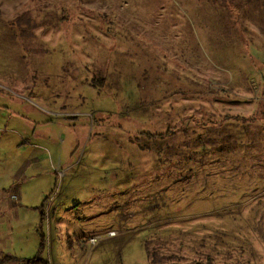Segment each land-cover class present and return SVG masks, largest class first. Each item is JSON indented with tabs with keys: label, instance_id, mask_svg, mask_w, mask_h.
<instances>
[{
	"label": "rangeland",
	"instance_id": "rangeland-1",
	"mask_svg": "<svg viewBox=\"0 0 264 264\" xmlns=\"http://www.w3.org/2000/svg\"><path fill=\"white\" fill-rule=\"evenodd\" d=\"M234 1L225 21L221 2L0 0V259L34 256L41 226L51 264H152L147 244L169 264H264V170L250 151L187 155L185 178L160 153L169 135L142 133L166 130L158 110L175 108L191 153L207 147V118L264 100V0ZM197 94L207 115L184 119Z\"/></svg>",
	"mask_w": 264,
	"mask_h": 264
},
{
	"label": "trees",
	"instance_id": "trees-1",
	"mask_svg": "<svg viewBox=\"0 0 264 264\" xmlns=\"http://www.w3.org/2000/svg\"><path fill=\"white\" fill-rule=\"evenodd\" d=\"M199 1H201L204 6L208 5L209 2H212L213 5H216L218 2H221L224 6H226L224 10L221 12V15L224 17L223 20L225 21L228 20L225 18L228 15H231L228 12H226V10L231 9V8L235 9V6H236L234 0H199ZM236 14L238 16L241 14V12L237 11ZM205 78L206 77L201 76V84L204 83ZM105 80H106L105 76H98L97 74L93 76V83H95V85L103 86L105 84ZM209 80L210 79H208V81ZM138 84L140 87V83ZM219 92L220 91H218L217 92L218 94H216L215 96L222 99L223 101H228L231 99L232 101H235L238 98L237 96L234 98V97H231L230 94L226 95V94H221ZM181 93L184 94L185 92L182 91ZM198 96H201V95H198V94L195 96L192 95V97H189L191 102L186 103V104L184 103L182 105L183 113L181 115L183 116L184 119L188 117H194V115L197 114L198 112H201L200 113L201 117H204L205 115H207V110L204 106L205 105L204 100L202 101V103H197V104L194 103L196 102V99L200 98ZM209 97H213V96H209ZM209 97L205 96L207 100L213 101L215 99V98L211 99ZM157 99L158 97L154 98L153 108L158 109L159 107L157 105ZM250 100L251 101L254 100L255 102H257L258 98H255V99L251 98ZM259 103L260 104L258 105L256 110L252 114H249V115L245 113L240 114V112H237V113H226V115L221 118H215V119L212 117L207 118L209 119V122H211V126L207 125V127H203L204 129L203 131L200 132V136L197 139L198 142L196 143L197 145H200L201 141H203L202 146H207V147H202V149H193L191 153L188 151L187 148H191L192 144L189 145V143L187 142H188V137L190 134L189 131L190 129H192V127L189 125L180 126L179 120L178 121L175 120L176 118L175 117L176 112H174L175 108H172V110H169V111H167L166 109L158 110L160 113H162L161 116L160 115L159 116L162 117L163 122L165 119H168L167 121L170 120V124L166 130L164 131H149L148 130V131H142V133L147 134L150 138H154L155 142L162 141V140L164 141V139L169 135L170 140L168 142L164 141L163 145L159 147V150L161 151L160 153H162V155H164L165 157L166 156L170 157L171 159L170 163L173 168H177L175 167V166H178L177 164H179L180 167L182 168L184 164L182 163V159H186V157L188 158V156H191L190 154L200 153V159H197V161L199 162L202 161L204 163L205 160H203L202 158L206 154H209V153H211L210 155L214 154L212 152H209L210 150L222 151L223 149L233 148L235 149L236 153L241 152V153L246 154L247 153L246 151L249 150L251 153L250 159L255 160L253 164L256 165V168H260V166H263V168H260L261 171H263L264 170V140H263L264 139V133H263L264 132V107H263L264 100L262 99L259 100ZM181 132L184 133V135H186L187 138L174 142L172 138L178 136ZM251 138H252V143L250 144ZM155 142H153V144L151 145L154 151H155V147H154ZM209 144H212L213 149H209ZM141 148L147 149L149 148V145L145 143L143 146L141 145ZM185 150L187 152H184ZM174 154L176 155L173 156ZM176 156L180 157L177 164L175 161H173V158H172ZM184 165L187 166L186 162ZM183 169L184 168L180 169L182 174H184ZM186 174H188V172L184 174L185 178L189 175V174L188 175ZM190 180H192L191 176H189L188 183L190 182ZM45 202L46 201H44V203L42 204V211H41L42 224H43L44 219L47 217V214L44 210ZM40 234H41L40 245L34 256L18 258L15 255H12L11 253H9V254H5L4 256H2V258L0 259V264H7L8 262L15 260V259H20L24 261L25 264H51L50 260L44 255V249L46 248L47 238H46V233L44 229H42L41 226H40ZM91 236L92 235L88 237H82L80 239L81 241H85L88 243V239ZM147 252L151 259L152 264H169L166 260L170 258L169 255H163L164 253H161L157 249L152 248L149 244H147Z\"/></svg>",
	"mask_w": 264,
	"mask_h": 264
},
{
	"label": "built area",
	"instance_id": "built-area-1",
	"mask_svg": "<svg viewBox=\"0 0 264 264\" xmlns=\"http://www.w3.org/2000/svg\"><path fill=\"white\" fill-rule=\"evenodd\" d=\"M61 165H59V167L57 168V172H58V175L60 177L63 176V174L65 173V170L64 169H61L60 168ZM65 175V174H64ZM116 234V230H109L108 233H107V236H113ZM103 237V235H100V234H97V235H92L91 237H89L88 239V243H95L97 242L98 239H101Z\"/></svg>",
	"mask_w": 264,
	"mask_h": 264
},
{
	"label": "crops",
	"instance_id": "crops-1",
	"mask_svg": "<svg viewBox=\"0 0 264 264\" xmlns=\"http://www.w3.org/2000/svg\"><path fill=\"white\" fill-rule=\"evenodd\" d=\"M69 166H67L66 168H68ZM169 170H170V168H169ZM126 217V216H125ZM132 217V216H131ZM112 229V228H111Z\"/></svg>",
	"mask_w": 264,
	"mask_h": 264
}]
</instances>
